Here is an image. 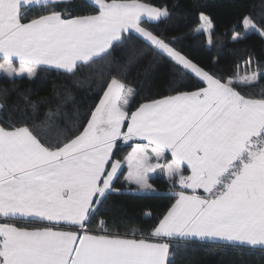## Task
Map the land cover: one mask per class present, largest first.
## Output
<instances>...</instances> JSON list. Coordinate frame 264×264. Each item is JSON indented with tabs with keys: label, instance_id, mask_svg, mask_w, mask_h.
Returning a JSON list of instances; mask_svg holds the SVG:
<instances>
[{
	"label": "snow or ice",
	"instance_id": "snow-or-ice-1",
	"mask_svg": "<svg viewBox=\"0 0 264 264\" xmlns=\"http://www.w3.org/2000/svg\"><path fill=\"white\" fill-rule=\"evenodd\" d=\"M93 12L73 15L71 0H0V73L35 77L41 67L72 76L113 53L135 35L174 65L180 81L202 86L145 99L111 76L82 130L49 142L36 124H0V264H173V241H207L264 248V95L242 94L264 78L251 58L233 76L206 70L146 24L171 18L150 0H88ZM33 9L36 11L33 12ZM196 34L214 45L215 25L199 13ZM257 28L250 16L238 22ZM244 38L234 32L232 39ZM131 62V61H130ZM242 70V74H241ZM4 107L0 104V110ZM131 145L121 159L117 150ZM123 179L157 193L151 174L163 173L174 201L149 234L99 231L90 225ZM42 224V227L20 226Z\"/></svg>",
	"mask_w": 264,
	"mask_h": 264
},
{
	"label": "trees",
	"instance_id": "trees-1",
	"mask_svg": "<svg viewBox=\"0 0 264 264\" xmlns=\"http://www.w3.org/2000/svg\"><path fill=\"white\" fill-rule=\"evenodd\" d=\"M158 7H167L171 18L160 23L146 24L166 41L173 38V44L189 58L216 75L233 76L238 66L249 58L254 66L264 65V36L253 31L245 33L239 26L244 16H250L257 28L264 30V0H150ZM67 7L73 15H84L94 11L88 0H71ZM36 10L33 9V12ZM210 16L215 25L214 45L208 47L203 34L195 29L201 23L199 13ZM234 32L244 38L233 40ZM131 61V62H130ZM242 74V70H241ZM111 76L125 79L137 92L134 106L145 99H155L169 95L170 89L182 83L179 90L190 91L202 86L196 79L180 81L174 72L173 63L164 56L157 55L135 35L113 53L111 65L98 62L84 74L76 76L62 71L41 67L35 77H7L0 73V123L36 124L45 119V114H55L51 127L43 130L49 142H56L76 134L86 124L90 109L98 102L103 87ZM242 94L259 97L264 95V78L250 87L239 88ZM131 145L120 147L116 158L123 156ZM157 193L140 194L131 192L134 185L123 181L121 191L113 193L100 205V211L90 227L99 231L98 221L104 219L108 231L121 234L147 235L158 223L166 208L174 201L171 183L163 175L151 178ZM116 187V184H114ZM45 226L42 224H33ZM21 224V226H33ZM173 264H264V248L217 245L207 241H175Z\"/></svg>",
	"mask_w": 264,
	"mask_h": 264
},
{
	"label": "crops",
	"instance_id": "crops-1",
	"mask_svg": "<svg viewBox=\"0 0 264 264\" xmlns=\"http://www.w3.org/2000/svg\"><path fill=\"white\" fill-rule=\"evenodd\" d=\"M47 68H49V67H47ZM52 69H54V68H52ZM1 124V123H0ZM129 151H131V146L125 151V153L123 154V156L121 157V158H123L124 156H126L127 155V153L129 152ZM121 158H119V159H121ZM126 172H127V168L125 167V169H124V173H122L121 174V176H120V179L119 180H117L114 184H116V187L117 188H119L120 187V184H121V182H123L124 181V179H123V176H124V174H126ZM156 175H163V176H165L163 173H161V172H159V171H157L156 173H153V174H151V178L152 177H154V176H156ZM166 177V176H165ZM151 178H150V180H151ZM167 178V177H166ZM126 182V181H125ZM150 182V181H149ZM151 183V182H150ZM129 184V183H128ZM132 185H134V184H132ZM134 186H136V185H134ZM136 188V187H135ZM131 192H138V193H140V194H151V193H145V192H141V191H138V190H130ZM0 222H4L2 219H0ZM33 225V224H32ZM21 226V225H20ZM30 227H42V226H38V225H33V226H30ZM131 237V236H130ZM173 242H175V241H173ZM248 247H251V246H248ZM257 247H259V246H257ZM256 247V248H257Z\"/></svg>",
	"mask_w": 264,
	"mask_h": 264
}]
</instances>
